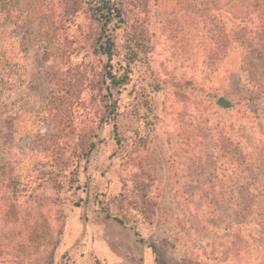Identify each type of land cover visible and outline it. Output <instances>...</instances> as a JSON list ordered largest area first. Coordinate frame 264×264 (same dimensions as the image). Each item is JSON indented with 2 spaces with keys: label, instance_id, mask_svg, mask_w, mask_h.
Listing matches in <instances>:
<instances>
[{
  "label": "rangeland",
  "instance_id": "obj_1",
  "mask_svg": "<svg viewBox=\"0 0 264 264\" xmlns=\"http://www.w3.org/2000/svg\"><path fill=\"white\" fill-rule=\"evenodd\" d=\"M148 1V53L130 67L127 83L104 82L108 98L100 83H85L69 107L56 84L66 67L59 56L64 35H45L58 0H11L7 46L16 80L2 82L0 99L10 102L16 157L29 160L22 168L29 189L15 204L26 264H264V226L257 218L264 215V195L252 210L238 205L241 191L264 194V38L239 32L251 0H209L219 25L236 32L227 54L217 50L202 16L205 1ZM113 34L121 44L123 31ZM96 61L106 73L108 58ZM221 96L233 106L219 105ZM142 97L153 108L149 122L134 114ZM116 121L125 146L115 139ZM76 127L97 133L96 147L79 165V181L58 189L54 169L72 156ZM136 127L145 141L134 146ZM224 137L244 149V165L231 167L221 156ZM141 167L157 180L150 223L113 202L133 188L132 173ZM150 241L158 246V262Z\"/></svg>",
  "mask_w": 264,
  "mask_h": 264
},
{
  "label": "trees",
  "instance_id": "obj_2",
  "mask_svg": "<svg viewBox=\"0 0 264 264\" xmlns=\"http://www.w3.org/2000/svg\"><path fill=\"white\" fill-rule=\"evenodd\" d=\"M200 1H205L207 5V7L202 8V16L213 27L211 30L213 29L217 50L227 54L228 49L234 42L236 32L230 33L226 25H219L218 20L211 11L212 7L209 6V0ZM148 2V0H58V14L55 15L52 25L47 29L48 31L45 35L46 38L58 36L57 32H61L64 35L65 44L64 48H59V56L61 59H65L66 67L56 84L62 85V90H59V92L70 103L69 107L74 100H79L81 92L77 91L85 83L93 84V81L97 85L100 83L102 89L100 92L103 98H108L107 93L104 91V82L109 80L110 86L113 87H121L127 83V72H129L130 67L137 61L142 60L140 53H148L149 43H147L148 26L146 18ZM10 3L11 0H0V87H2L3 81L12 85L16 80L14 79L16 66L7 46L12 36L10 32L12 23L9 21L11 18ZM241 25L242 29H239V32L245 33L244 29H246L248 33H254L264 38V4L261 0H251L249 2ZM117 29L123 31L121 44L113 34V31ZM46 38L44 39L48 41ZM122 50L125 52L123 55L121 53ZM43 51L46 57L51 54L48 49L43 48ZM79 56L84 58L85 61L79 63L80 60H76ZM93 56L96 57V60L108 58L109 69L106 73L105 69L102 71L98 70L99 62L93 59ZM115 58L120 60L114 63ZM104 68H106V65H104ZM244 70L246 71V68ZM91 86L93 87V85ZM141 102L142 105L140 104ZM141 102L134 109V114L136 118L138 117V121L144 119L145 122H149L148 116L153 113L152 105L146 97H142ZM9 108L10 102L1 101L0 99V264H8L11 261H21L23 262L22 264H26L25 260H21L20 257L22 254L24 258L23 248L25 246L23 242L20 243L19 241L20 233L16 220L15 204L20 199V191L28 192L29 189V182H25L22 179L25 175L22 172V168L28 164L27 161L29 160L22 162L16 157V152L14 151L16 148L10 139V135L13 134L15 136L17 131L15 130L13 115L9 112ZM143 108L147 109V111L142 115L141 110ZM71 126L76 125L73 124ZM77 128L73 131L72 143L74 150L72 151V156H69L65 161L59 162L58 167L54 169L55 181H58L59 178V182L56 185L58 189L65 188L67 181L70 184L71 182L79 181V165L90 159L96 147L95 138L98 134L93 132V130L90 132L86 128L81 130ZM114 131L115 139L120 145L125 146L117 121L114 124ZM133 131L134 146L141 141H145L140 129L136 127ZM219 148L220 152H222L221 156L228 159L227 161L231 164V167L242 166L246 163V152L232 137H224ZM72 166L75 167L73 168ZM132 179L133 188L121 191L114 197L113 202L123 210H138L140 216L150 223L153 220L159 198L156 177L153 172L141 167L132 173ZM77 187L80 188L82 186L79 184ZM241 192L239 196H242L243 199L238 200V205L241 206L242 211L246 209L247 211L252 210V205L264 195L263 193ZM234 196V194L230 195L231 203L235 202ZM249 199L251 204L247 207L246 201ZM106 210V215L111 217L112 213L108 209ZM114 218L122 224H127L126 220L120 216H115ZM257 218L262 220V225L264 226V215ZM61 233L62 229H59L57 236H60ZM260 235H262L261 232ZM23 236L25 237L26 235L23 234ZM148 246L156 254L158 262L157 253L159 249L157 244L150 241Z\"/></svg>",
  "mask_w": 264,
  "mask_h": 264
},
{
  "label": "water",
  "instance_id": "obj_3",
  "mask_svg": "<svg viewBox=\"0 0 264 264\" xmlns=\"http://www.w3.org/2000/svg\"><path fill=\"white\" fill-rule=\"evenodd\" d=\"M217 103L224 108H230L233 106L232 101L224 96L219 97V99L217 100Z\"/></svg>",
  "mask_w": 264,
  "mask_h": 264
}]
</instances>
